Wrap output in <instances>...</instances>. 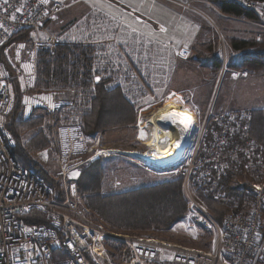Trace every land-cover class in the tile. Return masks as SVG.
Returning <instances> with one entry per match:
<instances>
[{
  "label": "built area",
  "instance_id": "obj_1",
  "mask_svg": "<svg viewBox=\"0 0 264 264\" xmlns=\"http://www.w3.org/2000/svg\"><path fill=\"white\" fill-rule=\"evenodd\" d=\"M67 1L9 0L5 5L0 0V264H257L264 249V153L249 139V111L213 116L198 137L191 166L180 177L189 217L203 229L218 231L213 250L118 231L90 216L76 181L98 152L87 156L96 136L85 134L82 121L99 88L104 84L110 91L124 89L134 110L150 113L139 120L140 135L149 117L167 103L170 96L163 92L173 63L186 59L188 51L161 39L164 25L117 0H103L112 10L93 4L71 25L50 32L45 25L69 6ZM228 1L254 14L264 30V1ZM115 10L131 20L115 16ZM222 66L226 68L225 59ZM17 102L22 121L36 112L53 117L48 141L57 165V187L13 155L15 141L6 124ZM190 114L189 135L173 155L158 162L130 159L147 167L182 169L198 124L196 114ZM144 143L142 151L149 152ZM236 167L248 180L246 187H235L249 199L247 211L239 207L235 188L229 191L221 181ZM198 192L231 207L220 226L198 201ZM33 212L46 224L28 223L26 217Z\"/></svg>",
  "mask_w": 264,
  "mask_h": 264
},
{
  "label": "rangeland",
  "instance_id": "obj_2",
  "mask_svg": "<svg viewBox=\"0 0 264 264\" xmlns=\"http://www.w3.org/2000/svg\"><path fill=\"white\" fill-rule=\"evenodd\" d=\"M117 1L131 6L134 9L136 8V10H138L141 14L164 25L166 33H164L161 38L165 41H172L174 45L176 42H173V40L178 39L180 33L184 29L183 25L189 24L185 20L197 23L198 34L186 36L190 40H185V42L181 45H177L185 48L188 51V56L186 59L175 60V63H173V71L169 75V81L167 82V87L163 94H168L170 96L166 100L167 103H165V105L170 104L186 110L189 108L187 110L188 114L189 110L193 111L194 114H196L198 124L196 126L197 130L192 138V144L184 153L182 169H179L178 166L170 169L147 167L138 160L130 159L131 157L122 154L101 155L98 160H101L103 168L101 189V193L103 195L119 193L135 189L140 186L155 185L178 177H183V173H186L191 166L190 159L193 158L198 137L205 127V124L208 127L209 122H212L211 118L213 116H217L225 112L249 111L251 118L252 110L264 109V69L245 70L241 68L244 59L248 58V56L255 55L256 53L252 49L245 51L244 53L235 52L231 46V42L233 40H256L264 43V30H262L258 23H256L258 22V19L254 14L253 15L256 19L254 20L255 23H252L239 18L228 17L226 15L225 17H222L215 12H212L217 15H214V17L209 12L212 11L211 8H206L205 6H202V4L194 2V0H180L181 2L179 0H171L173 2L167 0ZM68 3L69 6L66 9L60 12L55 19L49 21L45 25L50 32L58 33L68 25L75 22L79 15L83 13V7L88 2L86 0H68L67 4ZM184 38L185 37H183V39ZM195 50H199L203 54H197ZM262 53H264V50ZM219 54H221V56H219ZM223 59L226 61L225 69H223L222 66ZM178 61H182L179 65V71H177ZM176 71L177 74L174 80L173 78ZM241 73H244V76H241ZM135 80L139 82L140 79L135 78ZM154 80H157V77H155ZM159 82L160 81H157V83ZM99 90L110 92V88L105 87L104 84H102ZM135 91H137V88ZM120 93L126 101L124 97L125 90L121 89ZM166 108L179 115V111H177V109L171 106H167ZM92 109L93 107L91 108V111ZM134 111L136 115L133 124L126 126H114L102 132L88 134L91 137L96 136V142L90 145L91 149L87 156L92 155L99 149L106 148L137 150L139 152H144L142 151L145 149L144 141H146L148 136L152 135V133L148 119L143 126L141 125L140 136L138 133L139 120H145L150 113H146V110L140 111L139 107H137ZM191 115L192 114H190V116ZM33 118L43 119V124L41 125L40 130H42L48 141V126L50 119L53 117L48 116L43 112H36L30 119ZM56 118L58 119V116ZM57 123L60 124V122ZM160 129L162 131L161 133L166 131L165 129H162L161 126ZM30 135L31 133H28L24 138L26 139L30 137ZM140 137H142L144 141ZM151 139H153V135ZM262 152L264 153V148L262 149ZM34 160L39 164L43 172H45L51 179L50 181L53 183L51 185L57 187L55 173L57 165L54 161L52 148L50 147L47 150L38 153L34 157ZM195 165L196 164L194 163L193 167ZM87 166H84L80 170V173ZM177 168L178 170L175 173H170L171 170ZM241 176L243 177H234L233 180L230 181L229 187L231 189L240 186H247V177L243 174H241ZM234 193L237 195L238 203L242 198L241 200L243 206L241 207V210L247 211L246 208H249L248 204L250 203L247 196L243 192L239 191L238 188H235ZM197 194L198 201L205 209H207L200 197V194L202 193L198 192ZM184 196L188 202V213L182 221L175 224L170 230L142 232L137 230L118 229V231L148 237H156L185 246L197 247L206 251L213 250L218 231L214 229H203L192 221L188 215L190 204L185 192ZM82 197L83 204L86 206L84 203L85 197ZM225 204L228 205V211H230L231 207L229 204ZM92 218L100 220L107 225V223L96 216H92ZM261 229V235L264 240V217L262 218ZM257 264H264V249Z\"/></svg>",
  "mask_w": 264,
  "mask_h": 264
},
{
  "label": "trees",
  "instance_id": "obj_3",
  "mask_svg": "<svg viewBox=\"0 0 264 264\" xmlns=\"http://www.w3.org/2000/svg\"><path fill=\"white\" fill-rule=\"evenodd\" d=\"M202 1L214 4L218 11L226 16L251 22L256 19L252 13L241 10L228 0ZM20 36L21 34L14 36L13 40ZM231 46L235 52L252 49L256 53L244 59L242 69H264L263 42L233 40ZM195 51L197 54H203L199 50ZM135 115L134 109L123 99L119 90L110 92L99 90L91 113L83 119V130L85 134H92L114 126L130 125L134 123ZM42 124V118L22 121L20 118V105L17 102L13 113L8 117L6 128L15 141V148L12 152L18 163L25 167H33L49 184H53L48 175L34 160L38 153L50 148V143L40 130ZM28 133H31V135L25 139L24 137ZM248 134L251 141L264 148V109L252 110ZM239 169V167L230 169L221 178L229 191L234 190V188L229 187L230 181L234 177L241 176ZM102 178L103 168L101 160H98L81 171L76 181V187L79 194L85 197L84 203L90 214L103 220L113 229L142 232L168 231L175 224L182 221L188 213V202L183 191V179L180 177L155 185L140 186L108 195L101 193ZM200 197L209 215L220 226L222 216L228 211V205L204 197L201 194ZM241 199L239 207L243 205ZM26 221L30 224H46L44 217L35 212L28 215Z\"/></svg>",
  "mask_w": 264,
  "mask_h": 264
},
{
  "label": "bare ground",
  "instance_id": "obj_4",
  "mask_svg": "<svg viewBox=\"0 0 264 264\" xmlns=\"http://www.w3.org/2000/svg\"><path fill=\"white\" fill-rule=\"evenodd\" d=\"M167 106H171L177 109V111L179 109L178 106L167 104L151 118L149 117L150 130L153 135V139H151L152 135H149L148 139H146V142L148 143L147 146L151 148L149 152L118 150L117 148L99 149L96 156L92 158V161H96L105 153H120L128 157L146 159L152 162H158L161 158H169L180 146L181 141H185L188 137L191 128L190 124L192 125V123H189L188 118H191L189 114L183 115L179 113L180 117L172 110L166 108ZM181 121H183V123H181ZM160 126L166 131L161 133Z\"/></svg>",
  "mask_w": 264,
  "mask_h": 264
},
{
  "label": "crops",
  "instance_id": "obj_5",
  "mask_svg": "<svg viewBox=\"0 0 264 264\" xmlns=\"http://www.w3.org/2000/svg\"><path fill=\"white\" fill-rule=\"evenodd\" d=\"M88 3L86 4V5H84V11H83V13L81 14V15H79V17L80 16H82V15H84L87 11H88V9L93 5V4H97V5H100V6H102L104 9H107V10H112L113 8H112V6L111 5H108L107 3H105L103 0H100V1H89V0H86ZM167 1H171V0H167ZM171 2H173V1H171ZM194 2H196V3H199V4H202V6H205L206 8H211V10L212 11H209L210 12V14H212L213 16L215 15V13L216 14H218L219 16H222V17H225V15H222L219 11H218V9L214 6V5H212V3H210V2H207V1H202V0H194ZM126 6H128V5H126ZM131 7V6H130ZM203 8V7H202ZM136 9V8H135ZM208 10V9H207ZM212 12H215V13H212ZM114 14H115V16H117V17H119V18H122V19H124V20H131L130 19V17H128L127 15H126V13L124 12V11H120V10H115L114 11ZM215 16H217V15H215ZM214 16V17H215ZM228 17H231V16H228ZM240 19V18H239ZM243 20V19H242ZM187 23H189V24H184L183 26H184V29L182 30V32L180 33V35H179V37H178V39H174L173 40V42L175 41L176 43H175V45H181L182 43H184L185 42V40H190L189 38H187L186 36H191L192 34H198V27H197V23L196 22H192V21H189V20H185ZM244 21H246V22H251V21H247V20H244ZM183 37H185L184 39H183ZM162 40H163V38H161ZM167 41H170V40H167ZM172 42V41H171ZM182 63V61H178V67H177V71H179L180 69H179V65ZM179 69V70H178ZM177 71H176V73H175V75H174V80H175V78H176V74H177ZM174 80H172V81H174ZM178 111H179V113H181V114H183V115H188V111L186 110V109H183V108H181V107H179V109H178Z\"/></svg>",
  "mask_w": 264,
  "mask_h": 264
},
{
  "label": "snow or ice",
  "instance_id": "obj_6",
  "mask_svg": "<svg viewBox=\"0 0 264 264\" xmlns=\"http://www.w3.org/2000/svg\"><path fill=\"white\" fill-rule=\"evenodd\" d=\"M47 2H48V0H41V3L46 4ZM3 3L5 5H8L9 4V0H3ZM19 10L20 9L18 8L17 11H19ZM12 18L15 19V16H13ZM53 19H55V17H53ZM0 27H3V25H0ZM20 47H24V45H20ZM97 79H99V78H97ZM188 119H189V123H190L191 122V118L189 117ZM181 123H183V121H181Z\"/></svg>",
  "mask_w": 264,
  "mask_h": 264
},
{
  "label": "clouds",
  "instance_id": "obj_7",
  "mask_svg": "<svg viewBox=\"0 0 264 264\" xmlns=\"http://www.w3.org/2000/svg\"><path fill=\"white\" fill-rule=\"evenodd\" d=\"M97 160H98V159H97ZM97 160H96V161H97ZM94 162H95V161H94ZM92 163H93V161H92Z\"/></svg>",
  "mask_w": 264,
  "mask_h": 264
}]
</instances>
